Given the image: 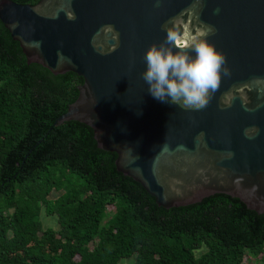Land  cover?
Instances as JSON below:
<instances>
[{"label": "water", "instance_id": "1", "mask_svg": "<svg viewBox=\"0 0 264 264\" xmlns=\"http://www.w3.org/2000/svg\"><path fill=\"white\" fill-rule=\"evenodd\" d=\"M197 16L215 27L208 43L225 55L231 75L221 73L205 109L189 112L154 99L141 74L165 30ZM0 23L25 65L82 79L52 126L89 127L95 148L114 153L115 170L157 207L221 194L264 214V0H161L158 8L154 0H0ZM251 128L259 134L247 139Z\"/></svg>", "mask_w": 264, "mask_h": 264}, {"label": "trees", "instance_id": "2", "mask_svg": "<svg viewBox=\"0 0 264 264\" xmlns=\"http://www.w3.org/2000/svg\"><path fill=\"white\" fill-rule=\"evenodd\" d=\"M0 83V264H264V214L221 194L157 207L89 127L52 126L82 79L25 65L1 23Z\"/></svg>", "mask_w": 264, "mask_h": 264}, {"label": "clouds", "instance_id": "3", "mask_svg": "<svg viewBox=\"0 0 264 264\" xmlns=\"http://www.w3.org/2000/svg\"><path fill=\"white\" fill-rule=\"evenodd\" d=\"M160 3L161 0H154V7L158 8ZM214 11L218 13L219 9ZM193 19L197 22L184 17L176 19L165 30L164 40L158 46L152 44L148 48L144 55L146 71L141 75L154 99L184 111L199 112L209 105L219 90L221 73L230 77L231 71L225 55L208 43V39L216 34L215 27L199 21L198 16ZM189 52H194L195 57ZM243 134L247 139H254L259 130L245 129Z\"/></svg>", "mask_w": 264, "mask_h": 264}, {"label": "rangeland", "instance_id": "4", "mask_svg": "<svg viewBox=\"0 0 264 264\" xmlns=\"http://www.w3.org/2000/svg\"><path fill=\"white\" fill-rule=\"evenodd\" d=\"M2 86V83H0V87ZM40 221L44 227L56 229L57 223L55 222V219L52 217H46L43 214L40 216ZM118 264H135L134 258H126L121 259ZM244 264H253L251 260L247 259L244 261Z\"/></svg>", "mask_w": 264, "mask_h": 264}]
</instances>
